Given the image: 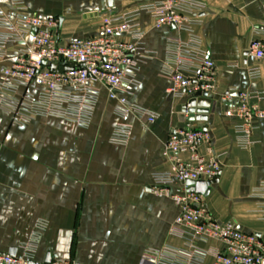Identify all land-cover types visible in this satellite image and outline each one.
I'll return each mask as SVG.
<instances>
[{
    "label": "crops",
    "instance_id": "0c3cea01",
    "mask_svg": "<svg viewBox=\"0 0 264 264\" xmlns=\"http://www.w3.org/2000/svg\"><path fill=\"white\" fill-rule=\"evenodd\" d=\"M26 12L60 20L64 41L100 31L103 16L116 17L138 7L135 0H23ZM12 0H0V14L16 21ZM97 12V13H96ZM202 22L194 31L202 48L214 60L218 73L213 100L215 113L208 120L192 121L211 132L214 151L221 155L219 181L211 186L206 203L211 215L223 223L235 222L255 233L264 243V197L256 190L264 183V117L254 120V139L247 148L236 143L235 120L225 115L239 91L261 92L253 102L264 109V73L252 80L247 69L264 60L250 52V43L264 42V0H206ZM135 22L144 30L134 80L119 91L128 101L157 115L153 123L135 112L120 113L109 89L99 95L88 126L55 116L18 121L0 103V253L15 249L25 253L33 244L32 260H75L83 264H144L151 248L175 245L192 251L172 232L180 213L168 193L154 186V174L166 171L163 149L171 129L182 125L186 99L169 93L162 68L166 44L187 40L189 34L175 27H157L141 12ZM123 38H126L123 36ZM23 47L9 44L8 51ZM13 59H0V71ZM33 83L28 90L38 93ZM1 97V92H0ZM119 126L131 129L127 143L110 138ZM39 221L46 223L34 242ZM207 253L201 264H214L223 248L218 240L197 242Z\"/></svg>",
    "mask_w": 264,
    "mask_h": 264
},
{
    "label": "built area",
    "instance_id": "2783aa9c",
    "mask_svg": "<svg viewBox=\"0 0 264 264\" xmlns=\"http://www.w3.org/2000/svg\"><path fill=\"white\" fill-rule=\"evenodd\" d=\"M138 7L116 17L103 16L97 34L64 41L60 38V20L43 18L26 12L23 0H12L16 9V21L0 14V59L11 57L12 64L0 71V103L18 121L36 116H55L71 120L80 126H88L99 86L109 89V97L115 99L120 113L135 112L153 123L157 115L148 109L131 104L120 95L124 86L134 80L132 69L138 62V54L144 30L135 22L145 12L157 27H175L187 32V40H173L166 44L162 73L170 83L169 93L189 100L197 92L214 96L218 73L216 64L202 48L195 26L201 24L206 0H135ZM97 13V12H96ZM126 37V38H123ZM23 44L14 52L9 44ZM249 52L258 60H264V42L255 39ZM76 63L72 69L66 65ZM56 64V68L51 65ZM250 79L260 78L264 69L250 66ZM36 83L38 93L28 90ZM261 92L239 91L233 103L226 108L225 115L235 120L236 143L247 148L255 142L257 126L254 120L264 117L254 99L261 100ZM184 123L171 129L163 149L169 161L166 171L154 174V186L160 192L169 188L178 189L171 194L179 206L172 232L182 237L192 251L167 244L144 252V264H201L207 253L196 246L197 242L218 240L223 248L214 254V264H264V243L252 232L243 231L235 222L223 223L209 212L206 196L190 191L186 181H211L221 172V155L214 151L212 134L204 128L195 127L189 119L190 112H183ZM131 135L127 126L115 128L111 142L125 144ZM264 197V183L256 190ZM264 213V209H263ZM264 217V214H263ZM46 228L39 221L34 231V242ZM23 255L0 253V264H41L32 260L33 244L25 245ZM42 264H83L75 260L54 259Z\"/></svg>",
    "mask_w": 264,
    "mask_h": 264
},
{
    "label": "water",
    "instance_id": "95a60500",
    "mask_svg": "<svg viewBox=\"0 0 264 264\" xmlns=\"http://www.w3.org/2000/svg\"><path fill=\"white\" fill-rule=\"evenodd\" d=\"M113 4V0H109V5ZM66 65V62L62 63ZM76 63H70L66 65L65 69H72ZM52 68H56L57 65H51ZM217 109V102L213 100L212 97H209L206 93L197 92L193 97L187 100V103L184 106V111L188 110L190 112V120H208L209 113H215ZM204 130H208L207 127ZM219 181V177H215L211 181L205 180H188L186 184L189 186L190 191H196L205 196L209 195L211 192V186ZM9 254L15 255V249H11ZM51 258H47L45 263H49Z\"/></svg>",
    "mask_w": 264,
    "mask_h": 264
}]
</instances>
